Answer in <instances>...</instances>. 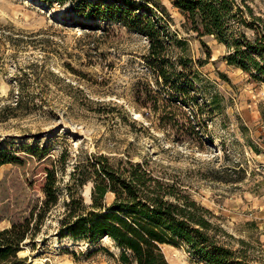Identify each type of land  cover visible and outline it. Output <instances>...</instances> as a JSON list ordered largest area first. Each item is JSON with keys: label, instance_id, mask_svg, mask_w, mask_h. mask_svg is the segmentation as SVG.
Listing matches in <instances>:
<instances>
[{"label": "rangeland", "instance_id": "374dc122", "mask_svg": "<svg viewBox=\"0 0 264 264\" xmlns=\"http://www.w3.org/2000/svg\"><path fill=\"white\" fill-rule=\"evenodd\" d=\"M151 1L173 17V56L199 62L209 46L211 58L197 69L206 96H222L220 111L206 107L200 115L205 123L194 126L181 114L176 122L161 121L141 103L147 84L154 82L145 64L147 36L117 21L84 27L91 21L79 18L71 3L0 0V147L20 151L40 143L56 158L64 153L65 170L59 172L64 183L91 154H105L112 163L145 162L157 174L180 178L196 200L217 214L232 234L231 245L239 248L245 240L249 256L262 258L257 262L263 264L264 83L228 64L226 46L213 36L200 38L187 29L172 0ZM252 4L264 11V0ZM91 187L89 182L82 189L87 203ZM44 198L41 189L27 185L17 165L4 164L0 230L37 212ZM67 198L63 190L20 255L28 256L29 264H122L120 249L109 237H60ZM113 199L109 193L107 202ZM162 248L170 264H205L185 246Z\"/></svg>", "mask_w": 264, "mask_h": 264}, {"label": "trees", "instance_id": "16d2710c", "mask_svg": "<svg viewBox=\"0 0 264 264\" xmlns=\"http://www.w3.org/2000/svg\"><path fill=\"white\" fill-rule=\"evenodd\" d=\"M40 1L71 3L79 18L91 21L84 27L98 29L99 22L117 21L147 36L145 64L154 82L147 84L141 103L160 114L161 121L176 122L181 114L194 126L205 123L200 115L206 107L210 112L222 109V96H206L197 69L211 58L209 46L205 45L207 56L199 62L173 56L177 33L164 5L151 0L139 4L132 0ZM172 1L184 16L187 29L200 38L213 36L226 46L228 64L264 83V11L256 10L253 0ZM20 103L17 100V105ZM7 163L17 165L27 185L41 189L45 198L37 212L0 230V264H29L28 256L20 255L23 245L36 237L63 190L68 198L59 220L60 237L91 241L109 237L120 249L122 264H170L162 248L165 244L185 246L192 257L205 264H261L257 260H263L249 256L245 240L234 248L228 240L232 234L217 214L196 200L180 178L157 174L145 162L127 159L112 163L105 154H91L75 165L65 183L59 176L60 170H65L64 153L56 158L49 146L36 143L20 151L0 147V168ZM89 182L91 202L87 203L82 189ZM109 193L114 194L110 203L106 200Z\"/></svg>", "mask_w": 264, "mask_h": 264}, {"label": "bare ground", "instance_id": "6f19581e", "mask_svg": "<svg viewBox=\"0 0 264 264\" xmlns=\"http://www.w3.org/2000/svg\"><path fill=\"white\" fill-rule=\"evenodd\" d=\"M108 237H104V239H107Z\"/></svg>", "mask_w": 264, "mask_h": 264}]
</instances>
